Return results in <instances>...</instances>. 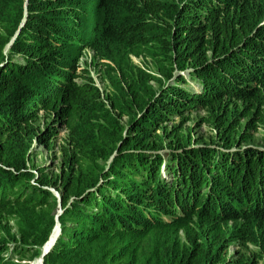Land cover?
<instances>
[{
    "label": "trees",
    "instance_id": "trees-1",
    "mask_svg": "<svg viewBox=\"0 0 264 264\" xmlns=\"http://www.w3.org/2000/svg\"><path fill=\"white\" fill-rule=\"evenodd\" d=\"M99 42L135 55L143 47L155 63V75L122 71L123 110L76 72L74 56ZM161 79L154 93L148 81ZM230 98L241 102L243 126L227 116ZM194 108L216 131L206 145L175 128L155 133ZM262 110L264 0H175L169 9L161 0H0V210L46 208L54 197L44 187L57 190L59 231L42 264H255L219 251L221 226L240 221L252 243L254 220H264V143L239 149ZM124 114L125 131L111 130ZM62 129L72 134L62 165L43 179L28 148H50ZM18 236L0 252L40 255L47 234Z\"/></svg>",
    "mask_w": 264,
    "mask_h": 264
},
{
    "label": "rangeland",
    "instance_id": "rangeland-1",
    "mask_svg": "<svg viewBox=\"0 0 264 264\" xmlns=\"http://www.w3.org/2000/svg\"><path fill=\"white\" fill-rule=\"evenodd\" d=\"M161 1L164 3L165 9H169V4L175 0ZM147 48L148 50L151 49V51H149L152 52L154 56L161 59L162 54L160 53L162 49L160 44L151 43ZM145 52L146 49L143 47L140 49V54L138 55L125 53L123 50H120V52L115 50L114 52V49L111 51L110 44L99 42L96 48L86 46L74 56V58H76V72L82 75V79L86 77L92 81L91 83L99 92L100 100L105 104L106 96H114L117 84L118 86L123 84L122 71L130 75L129 73H132L137 67L147 74L155 75L153 72L155 63L149 56L142 55ZM123 54H126L127 59ZM162 81V79L158 83L152 80L148 81V84L154 89V93L157 92ZM187 82H189L188 86L193 88L197 87L193 81L188 79ZM114 97L120 100L119 105L121 110H123L127 100L125 101L119 94ZM227 101V116L229 119L235 118V121L237 119L240 126H243L246 118L239 112L242 110L241 102L233 98L227 99ZM261 113H264V110L260 111V115H262ZM204 116H206L205 111L199 110L198 108L190 109V111L183 112L179 116L173 115L170 120L161 121L155 133L165 138L169 134V130L171 132V130L175 128L174 132H176V136L188 142L189 145H206L207 141L214 138L216 131L208 123L201 121V117ZM127 121L128 116L125 114L121 115L115 122L116 126H112L111 130H118L119 128V132H124L127 128ZM252 121L254 122L255 130H253V133H251L252 131L248 132L252 134V137L248 142H241L242 144L239 149L254 145L258 146L251 148L259 149L264 143V121H256V118H253ZM71 135L72 134L66 129L58 131L55 136L51 138L50 148L34 141L31 142L27 151V156L29 158L28 164L39 168V175L41 178L51 180L56 178L59 166L62 165V147H66V143ZM163 143H168V141L164 140ZM44 188L54 197L53 199L49 198V196L46 198L50 208L49 206H46V208H44V206L34 207V212H28L22 215L15 214L11 212V210H0V244L5 242L11 243V236L17 239L20 230H23L24 233L30 237L42 239L45 234H47L48 238L51 230L55 228V226L59 227L58 221H55V216L59 211V207L55 202L57 196H59L58 192L53 185L45 186ZM28 208L31 210L29 206ZM48 208L49 210H47ZM35 219L36 222L33 223ZM51 223L52 225L50 226ZM239 225L240 221L237 220L235 222H229L225 226H221L225 241L220 246L219 254L224 255V258L228 262L246 259L247 263L253 260L255 264H264V220H254V229L250 233L253 239L252 243L243 241V237L240 236L239 231H237ZM42 245L40 247L25 245L24 248L31 249L32 247H36L41 252ZM0 257L3 258L1 264H40L39 255L35 256L33 252L23 253L21 258H25V260L19 258V256H13L12 259H8L5 251L0 252Z\"/></svg>",
    "mask_w": 264,
    "mask_h": 264
},
{
    "label": "water",
    "instance_id": "water-1",
    "mask_svg": "<svg viewBox=\"0 0 264 264\" xmlns=\"http://www.w3.org/2000/svg\"><path fill=\"white\" fill-rule=\"evenodd\" d=\"M57 205L59 207V196H57ZM59 212L60 211H58V213ZM58 213L55 216V221H57ZM58 231H59V228L55 226V228H53L51 230V232H50L47 240L45 241V243L42 245L41 252H40V255H39V261H40V263H42V256L50 249L51 245L53 244L54 239L56 238V236L58 234Z\"/></svg>",
    "mask_w": 264,
    "mask_h": 264
},
{
    "label": "bare ground",
    "instance_id": "bare-ground-1",
    "mask_svg": "<svg viewBox=\"0 0 264 264\" xmlns=\"http://www.w3.org/2000/svg\"><path fill=\"white\" fill-rule=\"evenodd\" d=\"M43 263V262H42ZM42 263H40V264H42Z\"/></svg>",
    "mask_w": 264,
    "mask_h": 264
}]
</instances>
